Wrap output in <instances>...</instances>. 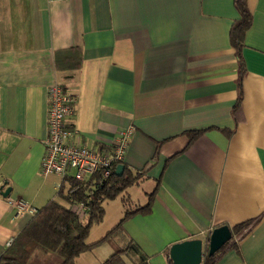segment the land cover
Masks as SVG:
<instances>
[{
	"label": "crops",
	"instance_id": "obj_1",
	"mask_svg": "<svg viewBox=\"0 0 264 264\" xmlns=\"http://www.w3.org/2000/svg\"><path fill=\"white\" fill-rule=\"evenodd\" d=\"M245 1L237 56L232 0H0V254L31 218L7 199L64 203L58 177L39 172L57 83L73 97L70 141L98 152L130 129L122 165L140 175L126 200L142 206L154 190L118 248L130 240L147 264H167L171 245L247 223L215 264H264V0Z\"/></svg>",
	"mask_w": 264,
	"mask_h": 264
},
{
	"label": "trees",
	"instance_id": "obj_2",
	"mask_svg": "<svg viewBox=\"0 0 264 264\" xmlns=\"http://www.w3.org/2000/svg\"><path fill=\"white\" fill-rule=\"evenodd\" d=\"M234 9L237 13L229 29L228 39L230 46L235 50L237 56L241 47L244 32L249 28L251 17L246 6L245 0H232ZM66 70H76L80 65L79 57H63ZM241 63L238 62V72L241 74ZM237 104L233 108L235 111ZM198 132L187 133L188 142H192ZM116 167V166H115ZM112 169L110 175L94 183L90 181L85 184L69 182V187L61 186L57 196L64 203L54 200L48 201L40 209L36 210L26 225L12 238L11 242L0 254V264H28L31 256L35 252L55 253L60 264H74V260L81 253L90 250L102 241L121 232V225L128 219L136 215H146L149 213L154 190L147 195L144 205H130L127 200H123V215L118 223L111 229L105 237L97 242L87 245L85 239L91 224L101 221L103 215L102 203L114 199L126 188L135 184L139 178V173L132 174L125 166L120 176L114 174ZM99 181V180H98ZM96 187H91V185ZM74 189L72 192L69 190ZM82 203L87 210L82 217H79L73 210V206ZM249 224L243 223L230 229L231 237L213 255L207 256L204 250L200 264H215L220 256L230 250L235 249V242L242 240L248 232ZM127 259L131 264H147L145 255L132 242H126L122 247L116 248L100 264H126ZM166 263L171 264L166 256Z\"/></svg>",
	"mask_w": 264,
	"mask_h": 264
},
{
	"label": "built area",
	"instance_id": "obj_3",
	"mask_svg": "<svg viewBox=\"0 0 264 264\" xmlns=\"http://www.w3.org/2000/svg\"><path fill=\"white\" fill-rule=\"evenodd\" d=\"M46 94V138L39 166L40 175L58 177L57 192L61 186L69 187V182L85 184L90 180L94 183L96 179L99 180L97 182L106 179L115 166L122 164L131 130L118 132L110 146L98 152L80 145L76 137L71 142L72 134L64 121L72 113L73 97L57 83L49 85ZM7 205L13 209L15 218L23 214L31 217L36 212L20 200L7 199ZM73 210L82 217L87 208L84 204L77 203Z\"/></svg>",
	"mask_w": 264,
	"mask_h": 264
},
{
	"label": "rangeland",
	"instance_id": "obj_4",
	"mask_svg": "<svg viewBox=\"0 0 264 264\" xmlns=\"http://www.w3.org/2000/svg\"><path fill=\"white\" fill-rule=\"evenodd\" d=\"M144 189V188H143ZM139 190H135L131 188V196L134 200L139 197ZM129 193L127 191L117 195L112 200H107L102 203L103 207V215L101 221L98 223H93L89 227L87 238L85 239V244H92L97 242L98 240L105 237V235L114 228V226L118 223L120 218L123 215V200H126L125 194ZM121 236L119 234H115L109 237L106 241H102L97 244L95 247L91 249L90 252H84L75 260L76 264H95L94 262L104 260L109 255H111L116 248L120 246ZM43 253L35 252L30 258L29 264H56L55 253H47V256H43ZM54 255V256H53ZM100 260V261H99Z\"/></svg>",
	"mask_w": 264,
	"mask_h": 264
},
{
	"label": "water",
	"instance_id": "obj_5",
	"mask_svg": "<svg viewBox=\"0 0 264 264\" xmlns=\"http://www.w3.org/2000/svg\"><path fill=\"white\" fill-rule=\"evenodd\" d=\"M123 165L119 164L114 169V174L120 176ZM9 189H5L0 195L6 197ZM231 237L230 231L226 226L214 228L207 236V239H191L175 243L168 248L167 258L171 264H200L206 249V255L209 257L225 245Z\"/></svg>",
	"mask_w": 264,
	"mask_h": 264
}]
</instances>
